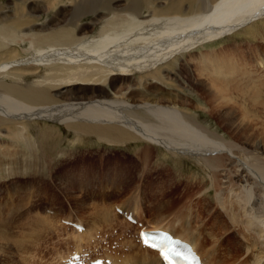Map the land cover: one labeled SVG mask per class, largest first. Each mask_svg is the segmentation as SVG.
<instances>
[{"label": "bare ground", "instance_id": "bare-ground-1", "mask_svg": "<svg viewBox=\"0 0 264 264\" xmlns=\"http://www.w3.org/2000/svg\"><path fill=\"white\" fill-rule=\"evenodd\" d=\"M35 1L10 0V6L0 0V48L34 31L26 57L17 59L18 51L0 57V73L13 78L0 79V140L5 136L9 149L22 148L24 158L39 156L43 147L47 154L43 160L49 164L66 138L57 123L74 131L70 140L74 143L90 137L112 143L145 142L133 161H125L133 172L113 164L119 169L108 170L113 180L134 170L148 179L157 167L151 165L156 163V145L166 154L189 156L202 165L198 177L183 170L174 176L159 163L164 168L159 172L165 173L162 193L166 204L177 205L168 207L172 211L175 207L180 224L155 227L192 241L204 264L208 251L191 233L194 225L214 245L212 264H264V0ZM69 10L74 12L73 21L65 22ZM62 23L71 26L55 30ZM98 24L99 31L92 35ZM240 33L255 41L234 43V49L246 46L239 57L232 52L231 57L221 58L222 48L202 49ZM45 34L54 36L38 42ZM191 60L196 62L192 63L196 78L187 85L182 75H190L186 69ZM238 74L248 77L250 82L242 80L247 84L259 82V87L254 85L256 92L250 90L255 93H226ZM203 86L209 94H197ZM204 114L230 138L210 129ZM40 121L47 126L36 127ZM18 153L1 150L0 171L10 169L1 178L18 173ZM83 165L62 174L76 183L98 179L94 165L88 164V169L87 163ZM84 230L75 228L74 234ZM123 241L114 254L104 256L116 264L160 262L157 252L140 241Z\"/></svg>", "mask_w": 264, "mask_h": 264}, {"label": "rangeland", "instance_id": "rangeland-1", "mask_svg": "<svg viewBox=\"0 0 264 264\" xmlns=\"http://www.w3.org/2000/svg\"><path fill=\"white\" fill-rule=\"evenodd\" d=\"M2 1L10 6L12 5L9 3L10 0ZM13 1L14 0H11V2ZM36 1L39 2L41 0ZM66 7L69 9L71 8V5L68 4ZM69 11L67 13L68 17H66L65 22H70L71 20L73 21L74 12L72 10ZM87 21L88 18L86 17L84 18L83 23ZM66 24L69 27L71 26L68 23H62L61 25L55 27V30L68 27ZM100 25L101 24H98L94 28L92 35L99 31ZM261 29L264 28L262 27ZM33 32L34 31L26 32L28 33L25 35L26 37L11 41L8 44L2 46L0 48V57L11 55L17 51L20 52V55H18L17 59L26 57L29 54V51H26L30 48L32 42L30 37H32ZM45 32L48 33L50 30ZM53 36L54 34H45L44 36H41V39L38 40V42L42 43V41L47 37ZM55 37L51 40L54 41ZM252 40L255 41L252 38H248L247 33H240L236 34L230 39L223 40L222 42L213 43V45H205L206 47H203L202 49L206 50L211 47V49L222 48L221 50L223 51L220 50L221 58L231 57L232 52L235 53L237 57H239L245 50L246 46L240 45L237 49H234L233 44H237L239 41L251 42ZM221 46L226 47L223 48ZM198 54L199 52H197V55ZM3 59L6 58H2V60ZM194 62L195 60H191V66L186 69V71H189L190 75H188L187 72L182 75L183 79L185 78L184 81H186V83L183 81L184 84L190 85V78H196V75L193 72L194 69H192V67L193 64L194 66L196 65V62L198 64L199 60L196 59V62ZM238 75L239 76L237 79H232L234 80L232 85L230 86L229 84V86L226 87L227 94L244 95L248 90L246 93L250 95V92H252L250 91L251 89L256 92V88L259 87L257 86L259 83L257 80L255 83L251 82L252 84H250L248 77H242L241 74ZM256 77H258V75H256ZM203 78L205 81L208 80L207 83H210V79L208 77ZM0 79L5 81L13 80L11 76H6V74L3 75V73H0ZM242 80L249 82L247 84ZM245 84L247 86L246 88L248 89H245ZM199 88L196 89V92H198L197 94L207 95L210 92L208 89H206L207 87L204 88L203 86L201 89ZM202 88L204 90L203 93H201L203 91ZM213 89L212 93H216V89ZM239 92L243 93L239 94ZM255 92H252L251 94ZM203 116L205 117V119L203 118V120L206 122L205 124L208 125L210 129L217 131L222 137L226 139L230 138L227 133L218 127L214 120H211L206 114ZM35 125L36 127L47 126L43 123V121H40ZM58 125L61 126L60 128L63 132L62 136L66 138L59 142L58 146L60 147L57 149L55 159H53L51 162L52 165L51 163H47L46 160H43L44 156L47 155L45 154L43 147L41 148L42 151L39 150L38 152L39 156L32 155L29 158H24L22 148L10 147V150L9 142L6 141L7 139H5V136L1 138L2 141L0 140V152L1 150L2 152L7 153L10 151H19L18 158L16 159H18L17 162L18 166L20 167H18L17 170L20 175L17 173L16 175L7 176L5 179L1 178V176L3 173L5 175V172L8 174L10 169H6L8 172L6 170L2 172L0 171V264H61V256L65 257L67 254L62 252L67 251V249L72 247V243L69 240L70 238L74 237L78 246H86L87 248L92 246L96 248L99 246L97 237L101 236L99 234L100 232H98L100 228H102L103 231H106V234H109L112 239L115 238L117 242H119L118 245L122 244L124 242L123 240L126 238L133 244H138L139 241L136 237L135 239L133 238L134 236L131 232V230H133L134 227H137L138 224H134L133 227L131 226L130 228L124 222V217H120L121 215L117 212L116 208L115 211H112L115 204H122V202H126L125 206H122L124 209H126V205L129 204V201L126 200H129V198L132 197L135 198L133 203L130 204V209L133 210L137 217L141 212V220L145 223H148L149 225L155 224L152 225V227L157 226V224L166 227L170 223H175L176 225L179 224V220H176L177 217L174 215V210L177 205L169 202H167L168 205L166 204L167 198L165 199L164 193H162L165 189L163 188L165 173L162 174L159 171H161V168L164 167L168 169L169 172H172L174 176H177L178 172L180 173V170L181 172L183 170L189 176H193L194 174V177H198L199 174L197 168L198 165L200 168L202 165L198 164L197 161L195 162V159H192L189 156L180 158L179 155L171 152L166 154V150L163 147L156 145L153 149L155 157L154 160L156 163H152L151 165H155L157 167L153 169L152 174L149 175L148 179H145L143 176H141L142 178L139 177L138 173H140V171L134 170V173L131 175L128 174L130 176L125 175L123 178L121 177L119 179L113 180L111 179L112 174L108 172V170L111 168L119 170V164H123L124 168H126L127 165L129 166V164L126 163L127 160L130 159L133 161V156L135 153L145 147L146 143L141 140H129L127 143H112L108 141H100L94 137H90L89 139L80 142L75 140L74 143L70 141L75 137L74 131L69 127L63 126L64 124L57 123V126ZM6 132L7 131L4 132V135H6ZM263 135L264 132L261 136L264 137ZM62 149H64V151H62ZM25 151L29 152L28 150ZM125 157L127 158L125 159ZM8 161H11V159ZM82 162L83 164L87 163L86 169H88V164L94 165V167H96L95 170L92 171L94 174L97 171L100 172V175L96 174L98 179H80L77 181V184L76 181L62 174L63 171L72 169V167L76 166V164L82 166ZM111 162L112 165L107 166V163L109 164ZM116 163H118V167L113 165ZM159 163L160 165H163V167H161ZM26 164H28V167L25 166ZM30 166L33 167L30 168ZM126 170L127 172H133V169L128 167ZM104 172H108V175L103 176L102 174ZM22 173L23 175L25 174L24 176L26 177L22 176ZM177 190V186L173 187V191H175V193H177ZM138 200H140L139 205ZM116 206L117 205H115V207ZM168 206H175L173 207L174 210H169ZM49 210H53V212ZM102 210H104L105 213L107 211L110 213L112 212L114 217L107 212V218L105 213L104 215L101 214ZM68 215H73L74 217L77 216L76 221L83 223L86 231L84 230L85 232L82 234H74L75 228L73 227H71L72 231H66L68 230L67 228L69 226L65 225L67 228H64V223L60 217ZM115 217H117V219ZM70 219L73 218L70 217ZM118 228H120V232L117 236L116 233ZM188 232L190 231L188 230ZM191 232L199 239L198 243L200 242V247L203 246V250L206 249L205 251L208 250L210 253L212 252L211 254H213V243L205 241V239L203 240V235H197L196 233L198 232H196L195 225L191 229ZM23 237L27 238L24 240ZM104 239H108V237H104ZM79 240L82 242L77 243ZM114 245H116V242ZM118 245L116 246V250L119 249ZM104 251L105 252L103 255L107 252L111 253L106 249H104Z\"/></svg>", "mask_w": 264, "mask_h": 264}, {"label": "snow or ice", "instance_id": "snow-or-ice-1", "mask_svg": "<svg viewBox=\"0 0 264 264\" xmlns=\"http://www.w3.org/2000/svg\"><path fill=\"white\" fill-rule=\"evenodd\" d=\"M141 235L147 236L146 233H142ZM145 242H147V241H145ZM162 254H163L164 260L168 261L169 264H172V257H175L178 261L188 259V257L182 255L180 252H175L174 250L171 253H169L168 251H163Z\"/></svg>", "mask_w": 264, "mask_h": 264}]
</instances>
